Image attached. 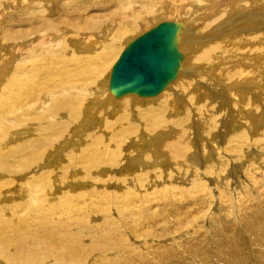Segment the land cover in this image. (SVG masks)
Segmentation results:
<instances>
[{
    "label": "bare ground",
    "instance_id": "bare-ground-1",
    "mask_svg": "<svg viewBox=\"0 0 264 264\" xmlns=\"http://www.w3.org/2000/svg\"><path fill=\"white\" fill-rule=\"evenodd\" d=\"M160 23L168 80L113 87ZM260 30L264 0H0V264H264Z\"/></svg>",
    "mask_w": 264,
    "mask_h": 264
},
{
    "label": "water",
    "instance_id": "water-1",
    "mask_svg": "<svg viewBox=\"0 0 264 264\" xmlns=\"http://www.w3.org/2000/svg\"><path fill=\"white\" fill-rule=\"evenodd\" d=\"M170 36L168 25L160 23L133 41L114 65L112 86L145 94L158 91L173 70Z\"/></svg>",
    "mask_w": 264,
    "mask_h": 264
},
{
    "label": "rangeland",
    "instance_id": "rangeland-1",
    "mask_svg": "<svg viewBox=\"0 0 264 264\" xmlns=\"http://www.w3.org/2000/svg\"><path fill=\"white\" fill-rule=\"evenodd\" d=\"M164 19H167V18H164ZM172 19V18H171ZM177 19H179V21H182V22H184L183 21V19H181V18H177ZM176 19V20H177ZM162 20V19H161ZM173 21H175V19H172ZM141 29H143V30H141ZM139 28V29H137V32L135 33V35H136V37H137V35L139 36L140 35V33L141 32H143V31H145L144 30V27L143 28ZM139 30V31H138ZM248 33H249V31L247 30L246 32H245V34H247L248 35ZM260 33H263L264 34V30H260ZM250 36H251V34H250ZM135 37V38H136ZM130 42V41H129ZM128 42V43H129ZM127 43V44H128ZM127 44H125V42H124V49L126 48V46H127ZM242 47H244L243 45H239L238 44V48L237 49H240V48H242ZM123 49V50H124ZM123 50H122V52H123ZM121 52V53H122ZM121 53L118 55V57L116 58V60L113 62V65L117 62V60L119 59V57H120V55H121ZM238 54H240V53H238ZM233 56H234V60H236V59H238L239 61H235V62H237L238 64L241 62L240 61V58H242V56L241 55H237V54H235V53H233ZM261 56V55H260ZM0 62L2 63L3 62V59H0ZM113 65H112V67H113ZM112 67H111V69H112ZM223 68H224V65H220V66H218V68L215 70V72H214V75H215V79H216V82H218L217 81V79L218 78H220V79H222V75H223ZM110 69V70H111ZM109 70V71H110ZM251 72H259L260 73V76L256 79L257 80V83H258V86H257V90L255 89V86H253V89H255V92H258V93H260L261 94V97H260V100H261V102H262V104H264V59L262 58L261 60H260V62L257 64V65H254V63H250V65H249V67L246 69V74L247 73H251ZM253 78V77H252ZM109 83H110V80H109ZM219 83V82H218ZM219 85H222V84H220L219 83ZM109 94H110V91H109ZM132 94V93H131ZM110 96H112L111 94H110ZM138 96V95H137ZM113 97V96H112ZM125 97H127V96H125ZM125 97H123V98H125ZM261 104V107L263 106ZM263 108V107H262ZM251 123H253L252 121H250L249 122V125L251 124ZM73 145V144H72ZM67 148H70L69 146H67Z\"/></svg>",
    "mask_w": 264,
    "mask_h": 264
}]
</instances>
